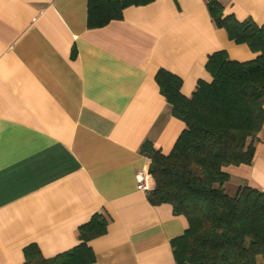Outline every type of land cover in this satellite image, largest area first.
<instances>
[{
  "label": "crops",
  "instance_id": "obj_1",
  "mask_svg": "<svg viewBox=\"0 0 264 264\" xmlns=\"http://www.w3.org/2000/svg\"><path fill=\"white\" fill-rule=\"evenodd\" d=\"M88 1L0 0V264H25L30 244L46 258L75 247L97 213L109 225L89 243L93 264H177L172 241L188 222L137 182L151 163L143 144L169 154L185 129L156 75L180 77L191 97L212 80L213 53L259 54L229 39L208 0L128 7L102 28L89 27ZM219 1L225 15L264 24V0ZM224 171L227 194L264 191V126L253 162Z\"/></svg>",
  "mask_w": 264,
  "mask_h": 264
},
{
  "label": "trees",
  "instance_id": "obj_2",
  "mask_svg": "<svg viewBox=\"0 0 264 264\" xmlns=\"http://www.w3.org/2000/svg\"><path fill=\"white\" fill-rule=\"evenodd\" d=\"M155 0H89L88 24L102 28L121 20L126 8ZM209 12L229 39L259 54L238 62L225 50L209 56L210 82L200 81L191 97L181 92L182 79L160 70L161 94L185 129L169 154L147 141L140 152L150 161L152 205L170 204L188 222L185 234L172 241L177 264H264V191L244 186L235 196L224 189L227 166L249 165L264 126V24L225 15L219 0ZM109 220L95 214L78 228L75 247L46 258L37 244L25 248V264H93L89 243L108 232Z\"/></svg>",
  "mask_w": 264,
  "mask_h": 264
},
{
  "label": "built area",
  "instance_id": "obj_3",
  "mask_svg": "<svg viewBox=\"0 0 264 264\" xmlns=\"http://www.w3.org/2000/svg\"><path fill=\"white\" fill-rule=\"evenodd\" d=\"M151 180L152 177L149 173L140 172L137 175L138 188L142 191H151Z\"/></svg>",
  "mask_w": 264,
  "mask_h": 264
}]
</instances>
